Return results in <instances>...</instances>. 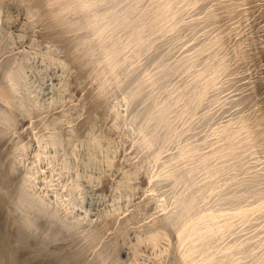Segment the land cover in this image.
Here are the masks:
<instances>
[{
  "label": "rangeland",
  "instance_id": "obj_1",
  "mask_svg": "<svg viewBox=\"0 0 264 264\" xmlns=\"http://www.w3.org/2000/svg\"><path fill=\"white\" fill-rule=\"evenodd\" d=\"M0 235V264H264V0H0Z\"/></svg>",
  "mask_w": 264,
  "mask_h": 264
},
{
  "label": "bare ground",
  "instance_id": "obj_2",
  "mask_svg": "<svg viewBox=\"0 0 264 264\" xmlns=\"http://www.w3.org/2000/svg\"><path fill=\"white\" fill-rule=\"evenodd\" d=\"M192 224V223H191ZM185 225V224H184ZM195 226V225H194ZM200 233V232H199ZM1 236V235H0ZM189 237V236H188ZM198 237V236H197ZM7 238V237H6ZM5 239V238H4ZM8 239V238H7ZM6 239V240H7ZM181 239V238H180ZM4 241V242H2V243H0L1 244V249H0V255L1 256H3V255H5L6 257H11V254L13 255V251L11 250L12 249V247H10L9 246V242L8 241ZM12 241V240H11ZM190 242V241H189ZM200 242V241H199ZM183 243V242H182ZM192 245V244H191ZM197 246V245H196ZM11 248V249H10ZM12 251V253L10 254V252ZM32 251V250H31ZM20 252V251H19ZM22 252V251H21ZM16 255H18V254H16ZM36 255V254H35ZM14 256V255H13ZM15 257V256H14ZM14 257H11V258H14ZM19 257V256H18ZM16 258V257H15ZM31 258V259H30ZM35 256H33V258H32V256H25L24 255V257L21 259L20 258V261H15V264H42V262L41 261H35ZM6 260V259H5ZM10 261H5V263L4 264H12V262H13V264H14V261H11V259H9ZM13 260V259H12ZM45 262V261H44ZM2 263V262H1ZM46 263H48L47 261H46ZM44 264V263H43ZM69 264V263H68Z\"/></svg>",
  "mask_w": 264,
  "mask_h": 264
}]
</instances>
